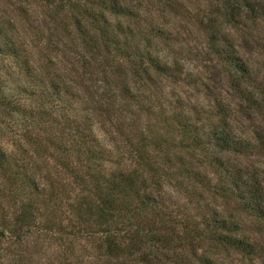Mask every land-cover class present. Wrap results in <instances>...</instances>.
<instances>
[{"label": "clouds", "instance_id": "9594fccd", "mask_svg": "<svg viewBox=\"0 0 264 264\" xmlns=\"http://www.w3.org/2000/svg\"><path fill=\"white\" fill-rule=\"evenodd\" d=\"M0 264H264V0H0Z\"/></svg>", "mask_w": 264, "mask_h": 264}]
</instances>
